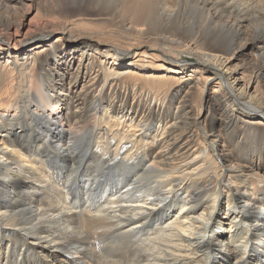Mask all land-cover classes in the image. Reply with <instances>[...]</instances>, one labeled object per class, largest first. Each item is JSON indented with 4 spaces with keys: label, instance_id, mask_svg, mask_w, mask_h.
<instances>
[{
    "label": "bare ground",
    "instance_id": "bare-ground-1",
    "mask_svg": "<svg viewBox=\"0 0 264 264\" xmlns=\"http://www.w3.org/2000/svg\"><path fill=\"white\" fill-rule=\"evenodd\" d=\"M258 26L264 0H0V264H264Z\"/></svg>",
    "mask_w": 264,
    "mask_h": 264
},
{
    "label": "rangeland",
    "instance_id": "rangeland-1",
    "mask_svg": "<svg viewBox=\"0 0 264 264\" xmlns=\"http://www.w3.org/2000/svg\"><path fill=\"white\" fill-rule=\"evenodd\" d=\"M40 12H39V9L37 8V7H34V9L31 11V13L30 14H28L27 15V18H26V24H28L29 25V23H33L34 22V24L36 23V24H38V23H40V14H39ZM190 15V16H189ZM196 15V14H195ZM194 14H191L190 12H188V13H186V17H189V18H196V16H195ZM193 16H195V17H193ZM88 22H90V21H88ZM92 23H94L95 25H101V24H104V23H106V21H104V20H95V21H93ZM81 25H84L87 29H85V31L86 30H88L89 28H88V25L89 24H86V23H83V24H81ZM92 25L93 24H90V27H92ZM263 28L264 27H260V26H258L256 29L255 28H253L254 30V33L255 34H257V33H259L260 31H262L263 30ZM253 36V35H252ZM58 38V34L56 33H54L53 35H52V40H56ZM249 57L250 56V53H248V55L246 54V57ZM250 58H251V56H250ZM239 59H241V57L239 58ZM182 61H185V62H189V63H192L193 62V59L192 58H190V57H188V56H183L182 57V59H181ZM237 62V61H236ZM212 88H213V85L212 86H210L209 87V89H208V91H206V93H204V95H203V97H202V109H201V111H200V115L202 116V117H204L205 116V112H207V109H205L204 110V108H205V106H207V104H206V101L208 102V98H210L211 97V91H212Z\"/></svg>",
    "mask_w": 264,
    "mask_h": 264
}]
</instances>
